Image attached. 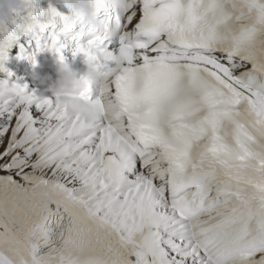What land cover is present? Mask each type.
Returning a JSON list of instances; mask_svg holds the SVG:
<instances>
[{
	"label": "snow or ice",
	"instance_id": "snow-or-ice-1",
	"mask_svg": "<svg viewBox=\"0 0 264 264\" xmlns=\"http://www.w3.org/2000/svg\"><path fill=\"white\" fill-rule=\"evenodd\" d=\"M7 50L95 65L71 107L0 79V264H264V0H48Z\"/></svg>",
	"mask_w": 264,
	"mask_h": 264
},
{
	"label": "clouds",
	"instance_id": "clouds-1",
	"mask_svg": "<svg viewBox=\"0 0 264 264\" xmlns=\"http://www.w3.org/2000/svg\"><path fill=\"white\" fill-rule=\"evenodd\" d=\"M36 3L42 0H34ZM55 5H63L71 12L81 14V21L87 27L94 28L97 32L104 33L106 31L104 23L98 18L95 10L96 0H51ZM108 8L116 11L124 7L126 0H103ZM28 0H0V29L12 25L14 17L22 14L29 7ZM57 78L52 80L50 77L40 79V83L47 84V91L51 93L52 98L61 107H71L76 103L84 88V82L81 76L73 70L72 66L67 62H58L56 67ZM84 79L95 84L101 80L100 72L97 71L95 65L87 64V70L82 75Z\"/></svg>",
	"mask_w": 264,
	"mask_h": 264
},
{
	"label": "rangeland",
	"instance_id": "rangeland-1",
	"mask_svg": "<svg viewBox=\"0 0 264 264\" xmlns=\"http://www.w3.org/2000/svg\"><path fill=\"white\" fill-rule=\"evenodd\" d=\"M0 150H2V149H0Z\"/></svg>",
	"mask_w": 264,
	"mask_h": 264
}]
</instances>
